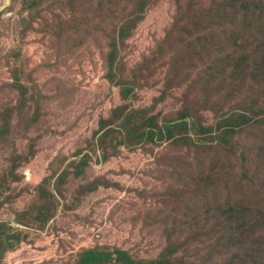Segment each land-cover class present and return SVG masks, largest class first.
I'll list each match as a JSON object with an SVG mask.
<instances>
[{
    "label": "rangeland",
    "instance_id": "374dc122",
    "mask_svg": "<svg viewBox=\"0 0 264 264\" xmlns=\"http://www.w3.org/2000/svg\"><path fill=\"white\" fill-rule=\"evenodd\" d=\"M252 1L0 0V264H264Z\"/></svg>",
    "mask_w": 264,
    "mask_h": 264
},
{
    "label": "trees",
    "instance_id": "16d2710c",
    "mask_svg": "<svg viewBox=\"0 0 264 264\" xmlns=\"http://www.w3.org/2000/svg\"><path fill=\"white\" fill-rule=\"evenodd\" d=\"M253 1H254V2H253ZM253 1H252V4H251V5H253V11H251V9H250V11H251V13H252L254 16H256V15H257V13H256V9H257V8H259L261 11H264V0H253ZM116 4H117V3H116ZM248 7H249V6H248ZM143 8H144V5H143V4H140V7L137 8V10H138V11H141V10H143ZM192 19H194V17H192ZM191 23H192L193 26H199V24H197V23L195 22V20H194L193 22L191 21ZM179 24H180V20L177 22L176 25L178 26ZM258 26H264V21L260 22V23L258 24ZM260 41H261V38H260L258 35H256V36H254V37L252 36L251 38L246 39L245 42H244L243 44H241V45H237V46H236L235 43H232V44H234L237 48L240 49V50L235 49L236 51H239L242 55H247V56H243V58H240V57H239L240 60H241L242 62H244V66L249 62V60L252 59L251 56L257 53V50H253L251 53H248L247 48H248L249 46L254 47L256 44L259 45L258 43H259ZM260 49H261V57L263 58V57H264V50H263V48H262L261 46H260ZM235 50H234V52H232V53L235 54V55L237 56ZM262 58H261V59H262ZM262 61H264V60H262ZM241 68H242V67H241ZM241 68H240V69H241ZM243 71H244V69H243ZM258 71H262V69L259 68ZM234 75H237V74L234 73ZM261 177H262V179H263V181H264V174L261 175ZM256 181H257V182H260L258 179H256ZM241 215L243 216L244 214H241ZM251 221L254 222V225H255L254 227L256 228L257 223H256V221L253 219V217H252ZM230 223H231V222H230ZM255 228H254V229H255ZM113 259L116 260V261H119V262L127 263V264H134L133 260H132L130 257L126 256V255L123 253V251L104 252V251H95V250H93V249L87 250V251L82 255V257H81V259L79 260V263H78V264H104V263H107V262H109L110 260H113ZM158 263L161 264L160 261H159ZM255 264H257V263H255Z\"/></svg>",
    "mask_w": 264,
    "mask_h": 264
}]
</instances>
